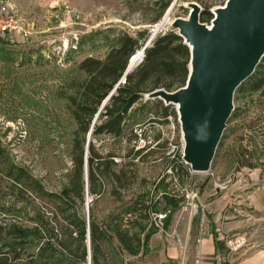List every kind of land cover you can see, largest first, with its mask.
I'll return each instance as SVG.
<instances>
[{
    "label": "rangeland",
    "instance_id": "1",
    "mask_svg": "<svg viewBox=\"0 0 264 264\" xmlns=\"http://www.w3.org/2000/svg\"><path fill=\"white\" fill-rule=\"evenodd\" d=\"M0 1L10 5V9H14L27 23V36L9 33L0 37V141L12 163L27 169L45 190L54 193L69 186L73 169L72 141L77 125L67 98L75 94L78 85L85 79L77 68L78 62L86 56L103 58L108 48L104 36H111L107 32L109 30L133 37L142 33L148 41L151 27L163 22L165 30L172 29L177 33L178 24L187 20L191 6L200 11V23L211 24V20L204 21L203 10L204 5L212 0H62L47 5L44 0ZM225 1L214 3L209 13L223 6ZM166 2L170 3L169 7L160 13L161 6ZM75 38L81 43L80 51L67 57L66 52H62V44L74 43ZM144 102L143 98L134 108H139ZM263 106L256 95L247 99L236 97L233 107L239 111L227 123L219 155L211 164L214 177L194 175L185 178L175 174V181L173 174L169 173L173 160L168 154V141L172 131L161 115L149 113L154 110V106L149 105L144 109L148 117L137 126V137L129 146L126 137L118 142L108 136L90 137L95 152L103 155L113 153L117 163L110 168L111 177L96 172L95 193H90L89 188L86 191L84 187L83 200H75L76 207L86 217L88 205V214L91 213L99 223L121 214L125 225L128 218L125 211L135 200L155 199L164 191L180 194V187L188 184L196 188L198 197L204 192H213L214 181L227 186L235 176L246 172L234 170L235 151L239 146H248L246 136L255 135L256 143L262 142ZM170 111L177 117L174 106L170 107ZM152 118L154 122H151ZM251 122L255 124L254 130L247 127ZM157 136L158 140H155ZM175 137L178 155L177 131ZM133 146L134 151L144 149L132 157L127 152ZM248 148L251 150L253 146ZM113 173H120L119 181L114 179ZM161 178L163 180L159 182ZM5 201L11 202L9 197ZM34 203L44 210L48 218L52 217L53 209L45 199L34 198ZM23 207L17 205L22 212L19 217L24 224H29V218L33 217L32 208L23 210ZM174 214L180 219L185 216H180L179 209L171 212L163 231ZM1 218L6 222H13L14 219L12 215ZM85 245L87 249V239ZM101 250L100 264L138 261L120 251L115 239L104 242Z\"/></svg>",
    "mask_w": 264,
    "mask_h": 264
},
{
    "label": "trees",
    "instance_id": "2",
    "mask_svg": "<svg viewBox=\"0 0 264 264\" xmlns=\"http://www.w3.org/2000/svg\"><path fill=\"white\" fill-rule=\"evenodd\" d=\"M218 1L220 2L212 0L204 5L205 22L212 19L208 10ZM169 4H163L160 13H163ZM107 32H110L111 36H104L108 48L103 58L86 56L78 62L77 68L85 75V79L78 85L75 94L67 98L71 115L77 125L72 141L73 169L69 176V186L59 193L48 192L27 169L12 163L0 141V264H87V231L90 236L91 264H100L101 245L112 239L117 241L120 251L129 258L138 259L146 253L148 240L157 230L152 224L151 214L167 208L174 212L179 208L182 198L176 192V197L164 191L155 199L141 198L135 200L125 211L128 218L125 219L124 225V217L121 214L99 223L89 213L87 221V217L80 214L75 205V200H83L82 192L85 187V138L95 114L114 87L117 85L115 92L99 113L91 137L108 136L117 142L126 137L129 146L137 137V126L148 117L144 109L149 105L154 106V110L149 113L159 114L163 119L168 115L175 116V113L170 111L171 106H164L159 100H146L137 109L134 106L145 94L155 90L175 91L183 87L188 76V46L174 30L169 29L151 39L140 61L126 76L124 83H121L129 60L147 41L142 33L133 37L112 30ZM98 33L101 32L96 34ZM80 44V41L77 42L76 49L68 50L66 56L78 53ZM255 95L264 105V56L254 73L235 90L233 100L236 97L247 99ZM237 111L239 109L233 108L228 122L236 117ZM154 121L152 118L151 122ZM247 127L254 130L255 124L251 122ZM224 132L212 163L219 155ZM261 135V143H256L255 135L246 136L248 146L237 148L234 156L235 172L241 169H260L264 175V132H261ZM244 137L245 135L240 140ZM154 139L158 140V136ZM249 145L253 146L251 150ZM134 148L135 146L127 152L129 156L135 157L144 149L142 147L134 151ZM114 159L116 158L113 153L103 155L95 152L89 142L87 168L90 193H95L96 172L109 177L110 168L117 163ZM171 168L176 170L178 176H187L185 165L178 159L172 161ZM112 176L116 181L120 180V173H113ZM162 180L161 178L159 182ZM6 197H9L11 202L5 201ZM34 198L45 199L52 207L51 218L46 216L44 210L35 206ZM18 204L24 206L23 210L32 208L33 217L29 218L31 223L24 224L21 221L19 216L22 212L17 208ZM4 215H12L13 222H6L1 218Z\"/></svg>",
    "mask_w": 264,
    "mask_h": 264
},
{
    "label": "water",
    "instance_id": "3",
    "mask_svg": "<svg viewBox=\"0 0 264 264\" xmlns=\"http://www.w3.org/2000/svg\"><path fill=\"white\" fill-rule=\"evenodd\" d=\"M191 7L195 8L192 15ZM191 7L187 20L177 26V35L188 46L190 54L191 69L188 68L184 86L175 91L158 89L143 98L176 108L184 144L183 161L194 173H207L233 111L235 90L254 73L264 56V0H226L223 6L211 11L210 27L199 22L200 11ZM149 43L141 48L134 63L129 60L121 83L142 58ZM116 88L117 85L103 101L86 136V191L87 152L93 126ZM86 214L88 221V205ZM87 252V263L91 264L89 231Z\"/></svg>",
    "mask_w": 264,
    "mask_h": 264
},
{
    "label": "crops",
    "instance_id": "4",
    "mask_svg": "<svg viewBox=\"0 0 264 264\" xmlns=\"http://www.w3.org/2000/svg\"><path fill=\"white\" fill-rule=\"evenodd\" d=\"M242 170L224 190L200 195L196 213L174 214L166 230L151 235L136 264H264V175ZM232 236L244 237L246 245L229 252Z\"/></svg>",
    "mask_w": 264,
    "mask_h": 264
},
{
    "label": "built area",
    "instance_id": "5",
    "mask_svg": "<svg viewBox=\"0 0 264 264\" xmlns=\"http://www.w3.org/2000/svg\"><path fill=\"white\" fill-rule=\"evenodd\" d=\"M10 5H8L6 2H1L0 1V37L4 36L6 34L9 33H13V34H20L23 37L27 36L25 27H26V22L24 21L23 18H21L16 11H14V9H10ZM166 31L164 29V25L163 23L160 24H156L154 26L151 27L150 30V34L151 37L150 39L147 41H151V39L161 33ZM76 45H77V38H75V42H71L70 44H68L67 42L62 44V52L65 53L68 50H73L76 49ZM138 52L131 57L130 61H132L133 59H136V57L138 58ZM140 61V59L137 61V63ZM176 110V108H175ZM177 113V112H176ZM164 121L166 122L167 126L170 128L171 132V136L169 138V150H168V154L171 155L172 160L178 159L179 162L183 163L186 167L187 170V177H192L194 175H198V176H203V177H214V174L212 172V170L210 169L207 173H194L191 168L189 166H187L184 161H183V139H182V134H181V128H180V122H179V118L178 115L177 117L173 116V115H168L164 118ZM175 131H177L179 133V147H180V153L178 155H176V149L178 148L177 140L175 137ZM152 143V142H150ZM139 149V148H138ZM115 162H117L116 159H114ZM173 170V171H172ZM169 173L173 174V179L176 181V170H174L173 168H171L169 170ZM178 176V175H177ZM213 187L214 189H218V190H224L227 186L226 183H218L217 181L213 182ZM175 193V192H174ZM172 193L173 197H176V195ZM179 197L182 198V201L179 203V213L181 214L180 216L182 217L183 215L186 214H194L197 211V199H198V193L196 191V188L191 185H184L183 187H180V191H179ZM92 198H90L91 201ZM171 209L167 208L164 211H161L159 213H153L151 214V220H152V224L153 226L159 230V231H163V227H164V223L166 221V219L170 216L171 214ZM200 238L198 237L196 240V244H198L200 242ZM246 245V240L244 237L242 236H232L227 240V246H228V251L232 252V251H236L240 248H242L243 246Z\"/></svg>",
    "mask_w": 264,
    "mask_h": 264
},
{
    "label": "bare ground",
    "instance_id": "6",
    "mask_svg": "<svg viewBox=\"0 0 264 264\" xmlns=\"http://www.w3.org/2000/svg\"><path fill=\"white\" fill-rule=\"evenodd\" d=\"M216 8H220V7H216ZM216 8H214L213 10H215ZM194 12H195V8L194 7H191V9H190V15H192ZM208 27H210V26H208ZM136 59H137V57H136ZM136 59H133L132 62L134 63ZM189 69H191V65L190 64H189Z\"/></svg>",
    "mask_w": 264,
    "mask_h": 264
}]
</instances>
